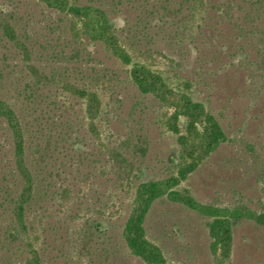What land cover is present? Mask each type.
I'll list each match as a JSON object with an SVG mask.
<instances>
[{"label":"rangeland","instance_id":"rangeland-1","mask_svg":"<svg viewBox=\"0 0 264 264\" xmlns=\"http://www.w3.org/2000/svg\"><path fill=\"white\" fill-rule=\"evenodd\" d=\"M76 0H71L74 2ZM106 11L134 63L205 105L228 141L176 190L202 204L264 215V0H77ZM39 0H0V100L19 116L35 180L29 240L42 264H147L123 231L136 188L170 178L188 121L169 128L175 108L143 94L126 65ZM100 98L94 127L86 101ZM200 128V127H199ZM194 137V138H193ZM13 133L0 118V264H24L27 237L13 208L23 182ZM209 219L168 197L145 228L165 264H216ZM228 264H264V224L233 221Z\"/></svg>","mask_w":264,"mask_h":264},{"label":"trees","instance_id":"trees-1","mask_svg":"<svg viewBox=\"0 0 264 264\" xmlns=\"http://www.w3.org/2000/svg\"><path fill=\"white\" fill-rule=\"evenodd\" d=\"M51 8L71 16L74 26L80 27V33L88 36L92 41L103 44L106 50L126 65H133L131 79L143 94L156 96L163 104L175 108L170 118L169 128L175 135L180 134L179 119L184 117L188 123V132L195 136V141L189 148V137L180 136L183 152L179 164L170 178L158 181H148L136 188L132 208L126 221L123 238L132 256L140 258L147 264H165L166 258L162 249L147 237L145 222L153 204L162 197H168L175 203L198 211L209 219L208 231L211 251L216 264H228L233 250V221L248 218L264 224V215H258L248 209H230L215 205L199 203L190 192L179 191L176 188L218 148L228 141L218 120L209 112L205 105L195 102L188 94L172 90L165 78L152 71L143 63H134L126 49V42L118 35L117 28L101 8L79 4L76 0H39ZM203 5L205 0H186ZM74 92L86 101L87 113L94 127L100 110V98L90 90L73 88ZM0 118L6 120L13 133L15 144V165L23 186L18 194L13 208L14 219L26 235L28 258L24 264H42V257L35 245L29 240V228L26 220L27 208L30 205L35 187V180L31 169L26 164L25 134L19 116L12 106L0 100ZM200 127V128H199ZM194 138V137H193Z\"/></svg>","mask_w":264,"mask_h":264}]
</instances>
